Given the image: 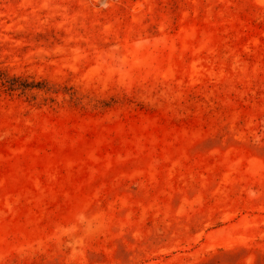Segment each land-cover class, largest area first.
<instances>
[{"label": "rangeland", "instance_id": "obj_1", "mask_svg": "<svg viewBox=\"0 0 264 264\" xmlns=\"http://www.w3.org/2000/svg\"><path fill=\"white\" fill-rule=\"evenodd\" d=\"M0 264H264V0H0Z\"/></svg>", "mask_w": 264, "mask_h": 264}]
</instances>
